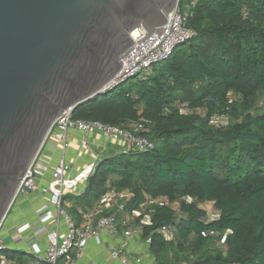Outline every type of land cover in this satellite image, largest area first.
<instances>
[{"label":"trees","instance_id":"trees-1","mask_svg":"<svg viewBox=\"0 0 264 264\" xmlns=\"http://www.w3.org/2000/svg\"><path fill=\"white\" fill-rule=\"evenodd\" d=\"M186 24L195 35L156 69L73 110L120 127L142 121L154 148L101 156L64 207L78 219L108 191L127 190L124 210L139 211L154 264H264V0H197Z\"/></svg>","mask_w":264,"mask_h":264},{"label":"water","instance_id":"water-1","mask_svg":"<svg viewBox=\"0 0 264 264\" xmlns=\"http://www.w3.org/2000/svg\"><path fill=\"white\" fill-rule=\"evenodd\" d=\"M181 2L0 0V229L54 121L101 93L135 29L160 38Z\"/></svg>","mask_w":264,"mask_h":264},{"label":"built area","instance_id":"built-area-1","mask_svg":"<svg viewBox=\"0 0 264 264\" xmlns=\"http://www.w3.org/2000/svg\"><path fill=\"white\" fill-rule=\"evenodd\" d=\"M196 2L197 0H190L187 8L180 4L172 10L166 24L168 27L160 38L154 33L137 42L136 39L145 31L140 27L135 29L132 32V37L136 45L122 57L123 65L120 71L101 88L100 92L111 91L115 86L132 76L135 78L144 77L155 65L167 60L178 45L190 40L195 35V31L188 27L186 22L189 11ZM72 112V109L69 108L54 121L48 138L54 136L65 147L67 145L65 141L67 132L76 130L84 134L100 133L112 143L121 146L124 152L130 149L151 150L154 148L153 141L144 134L147 127L142 121L127 127H120L95 120L77 119L73 117ZM70 171L71 165L64 159H60L55 165H51V158L45 153L43 146L36 154L31 168L28 170L30 174H26L21 182L18 195L26 191L25 188L32 189L35 187L39 180L45 177L46 173H50L47 186L44 189L48 194V199L36 208L35 221H25L14 226L10 236L15 246L20 245L22 247L20 254L29 257L28 264H58L60 258L68 255L73 249L78 256L86 242L92 238H98L101 233L115 235L118 232L116 213L124 211V202L131 193L127 190H114L105 194L103 196L105 203H110L111 199L120 198L121 201L117 203L116 211L102 215L96 221L92 219V216L84 215L82 222L76 223L75 219L65 209L63 202L66 190L71 185ZM89 175L90 171L83 177L87 179ZM183 199L187 202L191 201L189 197H183ZM154 202H167V199L158 198ZM203 204L200 207L205 209ZM143 222L147 224L148 217ZM1 229L0 264H5L9 258L2 252L5 249L11 251L14 249L9 246L4 247ZM161 232L168 239H172L174 236L170 227H162ZM139 235V227L128 228L124 231L126 238ZM144 241L148 247L150 239L147 238ZM119 252V250L114 249L110 251L109 255L115 257ZM135 264H141V258H136Z\"/></svg>","mask_w":264,"mask_h":264},{"label":"crops","instance_id":"crops-1","mask_svg":"<svg viewBox=\"0 0 264 264\" xmlns=\"http://www.w3.org/2000/svg\"><path fill=\"white\" fill-rule=\"evenodd\" d=\"M65 141L67 145L64 147L62 142L58 141L54 136L49 137L44 145V150L51 158V165H55L60 159H64L71 165L70 174L72 180L66 193L78 195L86 186L87 179L83 176L89 171L90 173L93 171L99 159L98 154L103 153L105 155L110 151H115L114 146L117 147L118 145H115L100 133L84 134L76 130L68 131ZM49 175V172L46 173L45 177L40 179L30 192L24 191L18 195L9 210L3 224L4 227L2 226L3 229H1V232L4 233L1 239L3 242L9 236V242L5 244L13 248L17 254L13 258H9L5 264H28L29 257L27 258L26 255L20 254L22 247L20 245L15 246L10 236L14 226H18L25 221H35L36 208L48 199V194L44 189L47 186ZM112 191L114 190H110L107 193ZM120 201V198H114L111 199L110 203H105L102 197L88 211H84L81 217L76 218L75 221L76 223H81L84 215H90L96 221L102 215L115 212L116 205ZM64 204L68 206V202H64ZM79 211L81 212V210ZM139 214L137 210L131 213L125 210L116 213V221L119 227L117 234L101 233L98 238H92L87 241L78 256L73 249L68 255L60 258L58 264H135L136 258H141V264H154L155 259L140 235L133 238L124 236L126 229L137 226ZM216 216L217 213L215 211L214 215L209 217L214 218ZM114 249L120 252L117 256L111 257L109 253Z\"/></svg>","mask_w":264,"mask_h":264},{"label":"rangeland","instance_id":"rangeland-1","mask_svg":"<svg viewBox=\"0 0 264 264\" xmlns=\"http://www.w3.org/2000/svg\"><path fill=\"white\" fill-rule=\"evenodd\" d=\"M189 1H190V0H182V6H183L184 8H187V7H188V3H189ZM157 66H158V65H155V66H154V69H156ZM136 81H137V78H132V79H130L128 82L122 84L121 86H123V87H127L129 84L134 83V82H136ZM223 121H224V118H222V117H218V118H215V119H214V122H217V123H220V122H223ZM114 149H115V150H120V149H119L118 147H116V146H114ZM101 156H103V153H99V154H98V157H99V158H100ZM203 206H204V208L206 209V212H207V214H208V217L211 216V215H214L215 209H214L212 203H205V204H203ZM173 207L177 209V208H178V204L174 203V204H173ZM3 227H4V226H3ZM2 229H3V228H2ZM118 232H119V227H118ZM118 232H117V233H118ZM1 235L3 236L4 233L1 232ZM7 242H9V236H7V238H5V240L2 242V243L4 244V247L8 246V244H5V243H7Z\"/></svg>","mask_w":264,"mask_h":264}]
</instances>
